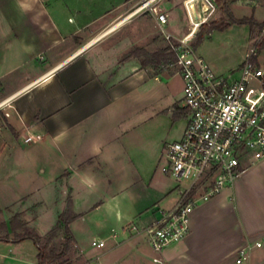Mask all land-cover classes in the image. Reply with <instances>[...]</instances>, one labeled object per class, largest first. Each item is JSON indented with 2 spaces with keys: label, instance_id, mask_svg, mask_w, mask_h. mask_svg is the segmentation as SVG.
I'll use <instances>...</instances> for the list:
<instances>
[{
  "label": "crops",
  "instance_id": "crops-1",
  "mask_svg": "<svg viewBox=\"0 0 264 264\" xmlns=\"http://www.w3.org/2000/svg\"><path fill=\"white\" fill-rule=\"evenodd\" d=\"M143 1L0 0V195H9V184L24 185L12 187L10 203L0 199V223L11 233L18 213L45 236L70 201L77 219L69 225V264H156L145 236L127 226L143 228L156 209L169 210L179 198L162 152L182 136V92L171 90V75L133 54L153 47V31L160 32L150 12L134 13ZM228 1L235 19L264 23V0ZM28 136L40 140L26 144ZM78 221L88 241L76 233ZM94 238L104 247H92ZM261 241L264 161L196 207L187 235L158 258L264 264V246L255 247ZM37 253L31 240L0 241V264H38Z\"/></svg>",
  "mask_w": 264,
  "mask_h": 264
},
{
  "label": "built area",
  "instance_id": "built-area-1",
  "mask_svg": "<svg viewBox=\"0 0 264 264\" xmlns=\"http://www.w3.org/2000/svg\"><path fill=\"white\" fill-rule=\"evenodd\" d=\"M150 1H143L134 13L150 12L174 53L171 65L182 82L178 106L186 121L181 138L163 148L164 171L177 188L183 182L187 187L179 188V198L171 209H156L150 224L138 228L132 223L127 229L145 236L157 256L153 262L160 264L162 251L187 235L196 207L229 189L243 170L264 161V69L253 61L256 47L250 48L236 70L225 75L214 74L196 53L191 42L214 16L212 0L183 1L188 27L176 41L165 31L167 15L159 7L149 6ZM39 140V136H28L24 143ZM91 246L99 249L104 243L94 238ZM262 246L264 241L255 243L256 248ZM238 256L236 262L240 263L245 249Z\"/></svg>",
  "mask_w": 264,
  "mask_h": 264
},
{
  "label": "rangeland",
  "instance_id": "rangeland-1",
  "mask_svg": "<svg viewBox=\"0 0 264 264\" xmlns=\"http://www.w3.org/2000/svg\"><path fill=\"white\" fill-rule=\"evenodd\" d=\"M212 1L216 6V12L212 17V19L208 22V24L203 26H208L215 22L218 23L220 22V20L226 21V16L224 18L223 17L221 18V14L223 12L221 8L216 4L215 0ZM156 2H157V6H159V8L161 9V12L167 15L168 23L165 28V31L173 36L174 38L173 41L174 40L176 41V39L181 38L187 32V27H188L185 14L183 12L182 0H156ZM236 13H240V12L236 11ZM203 26L200 27V30L202 29ZM263 34H264L263 31L262 33H259V31L255 28L251 30L250 27L246 24L245 25L230 24L223 30H212L209 33H205L201 42L197 45L196 48H194L196 38H194L191 43L193 48L196 49V53L205 60V62L207 63V65L210 67V69L214 74L225 75L228 72L236 70L239 67V65H241L245 61V58L248 55L250 48H254L257 46ZM152 40L154 41L153 47H152V43L149 42L145 45V47H141L139 49L143 50L145 53L152 54L166 47L168 44L164 40L162 32L161 31L156 32L155 29L153 31ZM253 60H257L259 66L264 69V48L256 53ZM173 61L174 60L172 59L169 62V64L158 65L156 72H165L168 75H171L169 79V86L171 90H173V92L178 94L182 92V82L180 77L177 75L176 69L173 67V65H171ZM18 75L19 74H15V77ZM7 107H9V103L6 102L2 105L1 108H7ZM177 110L179 114L183 115V112L180 110L179 106H177ZM185 124H186L185 118L182 117L181 121H179L178 123L177 130L180 131L181 128L185 127ZM175 141H178V138H174L170 142H165L164 146L166 144ZM162 159L165 160L163 157ZM12 187H15L16 191L18 192V190L23 188L24 185L23 184L17 186L12 184H9V186L7 185L6 188L11 189L9 195L7 192L0 195V199L4 201V203L11 202L12 200L11 197L14 195V194L12 195ZM186 187H187V183L183 182L180 184L179 188L182 189ZM82 224H84L83 221H78V223L75 225V229H77L76 233L77 234L80 233V235H82V237L85 239L86 235L82 234V227H81ZM85 240L88 241L87 238ZM53 242H55V240ZM56 243L58 244L57 241ZM57 244L56 246H58Z\"/></svg>",
  "mask_w": 264,
  "mask_h": 264
},
{
  "label": "trees",
  "instance_id": "trees-1",
  "mask_svg": "<svg viewBox=\"0 0 264 264\" xmlns=\"http://www.w3.org/2000/svg\"><path fill=\"white\" fill-rule=\"evenodd\" d=\"M216 4L226 15V21L220 20L218 23H212L208 26H203L196 36L194 48L201 42L205 33H209L212 30H223L230 24L248 25L251 30L254 28L262 33L264 29V23L259 24L253 18H243L240 20L235 19L229 9L228 0H215ZM264 48V34L260 38L256 50L259 52ZM134 55L138 54L142 57L143 66H152L157 68L160 64H169L173 59L174 53L170 51L166 46L152 54L145 53L143 50H135ZM254 59V57H253ZM256 63V60H253ZM76 219V216L71 210V202H67L66 210L57 217V221L54 226L45 236H39L33 229L27 227L25 222L21 219V215L16 213L12 216L9 222V228L11 233L8 232L7 225L0 223V241L19 243L24 240H31L37 249V262L38 264H69L66 259V255L73 244V237L69 230V225ZM62 234V242L59 248L51 246L52 242ZM11 237V238H10Z\"/></svg>",
  "mask_w": 264,
  "mask_h": 264
},
{
  "label": "bare ground",
  "instance_id": "bare-ground-1",
  "mask_svg": "<svg viewBox=\"0 0 264 264\" xmlns=\"http://www.w3.org/2000/svg\"><path fill=\"white\" fill-rule=\"evenodd\" d=\"M119 25V24H118Z\"/></svg>",
  "mask_w": 264,
  "mask_h": 264
}]
</instances>
